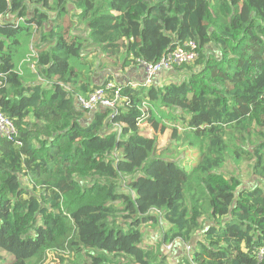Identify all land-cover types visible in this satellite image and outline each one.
Masks as SVG:
<instances>
[{"label":"trees","instance_id":"obj_1","mask_svg":"<svg viewBox=\"0 0 264 264\" xmlns=\"http://www.w3.org/2000/svg\"><path fill=\"white\" fill-rule=\"evenodd\" d=\"M189 41L198 59L164 85L96 80L102 58L126 72ZM112 81L116 110L86 119L78 99ZM0 111L17 129L0 136L7 264H156L149 225L178 264H264V0H0ZM152 121L198 149L192 170L163 155L121 171ZM229 160L263 183L224 175Z\"/></svg>","mask_w":264,"mask_h":264},{"label":"rangeland","instance_id":"obj_2","mask_svg":"<svg viewBox=\"0 0 264 264\" xmlns=\"http://www.w3.org/2000/svg\"><path fill=\"white\" fill-rule=\"evenodd\" d=\"M241 12L244 15L248 14L245 7L241 8ZM100 63L108 67L104 71L107 73L108 78L112 77L114 81L122 78L125 74L120 67H117L119 64L115 59L103 58ZM163 125L161 122L152 121L142 126L145 136L149 139V144L145 148L134 152L131 157L119 160L122 172L133 171L150 156L161 157L163 155L183 163L185 167H188V170H192L198 159V149L190 146L187 141L181 139L183 137V131L181 129L170 127V129L162 132ZM257 141L255 140L254 142ZM253 167V163L243 162L236 164L232 160H229L222 173L226 176H236L242 181L244 186L250 187L256 183H263L261 180H258ZM262 186L264 187V183ZM163 227V225H149L144 227L142 230L145 242L144 246L157 257L156 264H160L164 259L165 262L163 264H178V259L174 256L176 249L174 248L172 251H168L167 248L169 245L161 243ZM72 258L73 256L69 253L54 254L48 252L45 259L39 264H72ZM12 260L13 257L10 254L0 249V264H7Z\"/></svg>","mask_w":264,"mask_h":264},{"label":"built area","instance_id":"obj_3","mask_svg":"<svg viewBox=\"0 0 264 264\" xmlns=\"http://www.w3.org/2000/svg\"><path fill=\"white\" fill-rule=\"evenodd\" d=\"M23 21V19L21 20ZM198 44L194 41H189L177 48L173 52L165 55L158 63H147L139 61V66L145 73V80L140 84H132L134 87H150L154 84L157 76L162 72H172L175 68L189 65L198 59ZM115 83L108 82L105 87H101L92 93L88 98L78 99V106L90 115L96 112L99 108L115 109L119 100V91L115 92L114 98L110 99L107 96V91L113 89ZM0 136L8 141H14L17 136L15 125L7 119L0 111ZM174 249L173 245H169L168 251ZM185 252L190 255L192 252L191 246L185 247ZM264 257V250L260 253V259Z\"/></svg>","mask_w":264,"mask_h":264},{"label":"crops","instance_id":"obj_4","mask_svg":"<svg viewBox=\"0 0 264 264\" xmlns=\"http://www.w3.org/2000/svg\"><path fill=\"white\" fill-rule=\"evenodd\" d=\"M103 59V58H102ZM161 74V75H160ZM155 82L161 86L164 85L165 83L170 81V77L169 75H171L168 72H162L160 73ZM97 79H109L107 76L106 72H101L98 71V74L96 76V80ZM145 80V73L143 71V69L137 65V66H133L131 68H128L127 71L125 72L124 76L120 79H118L116 82H120V83H130V84H140Z\"/></svg>","mask_w":264,"mask_h":264},{"label":"water","instance_id":"obj_5","mask_svg":"<svg viewBox=\"0 0 264 264\" xmlns=\"http://www.w3.org/2000/svg\"><path fill=\"white\" fill-rule=\"evenodd\" d=\"M86 119H90L91 115L89 113H86Z\"/></svg>","mask_w":264,"mask_h":264}]
</instances>
